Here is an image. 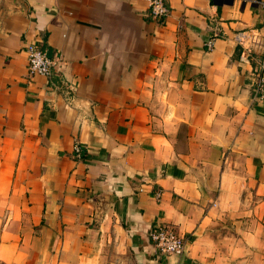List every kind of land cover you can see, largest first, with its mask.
Here are the masks:
<instances>
[{
	"label": "crops",
	"instance_id": "0c3cea01",
	"mask_svg": "<svg viewBox=\"0 0 264 264\" xmlns=\"http://www.w3.org/2000/svg\"><path fill=\"white\" fill-rule=\"evenodd\" d=\"M166 1L155 22L144 0H0V264H264L260 55L236 44L264 36L260 0Z\"/></svg>",
	"mask_w": 264,
	"mask_h": 264
},
{
	"label": "built area",
	"instance_id": "2783aa9c",
	"mask_svg": "<svg viewBox=\"0 0 264 264\" xmlns=\"http://www.w3.org/2000/svg\"><path fill=\"white\" fill-rule=\"evenodd\" d=\"M147 3V16L155 22L162 21L168 14V6L166 0H144ZM259 8L264 13V0L257 2ZM217 35H213L204 43V48L209 50L213 46V42L217 39ZM236 44L240 48L238 61L247 64L256 50H259V61L255 73H260L254 78L252 87V96L260 98L264 94V36L256 30H248L240 33L236 37ZM26 55L27 71L29 74L38 75L49 78L52 75L54 59L47 56L45 50L34 43H28L24 49ZM73 153L76 157L80 155V148L74 145ZM159 192L155 193L154 198L159 199ZM152 249L165 257L178 258L185 251L184 240L176 235L170 227L157 226L151 229L147 234Z\"/></svg>",
	"mask_w": 264,
	"mask_h": 264
},
{
	"label": "rangeland",
	"instance_id": "374dc122",
	"mask_svg": "<svg viewBox=\"0 0 264 264\" xmlns=\"http://www.w3.org/2000/svg\"><path fill=\"white\" fill-rule=\"evenodd\" d=\"M122 250V249H121ZM115 251H119L118 249L117 250H115Z\"/></svg>",
	"mask_w": 264,
	"mask_h": 264
}]
</instances>
